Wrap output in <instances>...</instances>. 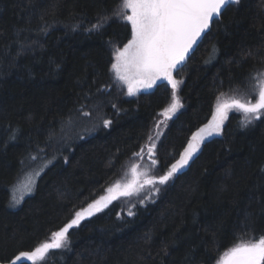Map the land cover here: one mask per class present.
I'll list each match as a JSON object with an SVG mask.
<instances>
[{
    "label": "trees",
    "instance_id": "1",
    "mask_svg": "<svg viewBox=\"0 0 264 264\" xmlns=\"http://www.w3.org/2000/svg\"><path fill=\"white\" fill-rule=\"evenodd\" d=\"M118 2L0 0V264L50 241L126 173L170 99L165 83L129 96L112 78L113 54L131 36V25L112 15ZM104 17L100 28L91 27ZM263 70L264 0H240L175 72L183 107L157 141L152 168L159 176L212 119L217 98L229 99ZM86 111L89 131L57 148L59 133ZM243 118L234 109L221 133L207 137L166 184L154 185L143 204L113 200L70 230L67 248L36 264H223L231 248L259 239L264 117L247 127ZM104 119L112 121L107 128ZM30 156L49 161L32 194L12 209L10 187Z\"/></svg>",
    "mask_w": 264,
    "mask_h": 264
},
{
    "label": "snow or ice",
    "instance_id": "2",
    "mask_svg": "<svg viewBox=\"0 0 264 264\" xmlns=\"http://www.w3.org/2000/svg\"><path fill=\"white\" fill-rule=\"evenodd\" d=\"M239 2L240 0H119L113 11L114 17L131 25V38L127 40L123 48L115 50V62L111 64L115 78L126 85V94L137 95L142 90L157 86L162 80L167 81V84L171 86V102L159 113L164 120L155 121V136L150 134L147 137V144L142 145L140 151L133 153V156L143 158L146 147L151 167L158 164L157 141L163 134L160 131L161 123L167 124L183 107L177 95L182 81L174 78V73L184 66L190 53L210 30L214 20L222 15L227 6ZM129 12L130 14H127ZM107 19L108 17H104L91 27L98 29ZM248 55L251 56L252 53ZM253 79L255 81L252 85L253 92L258 89L255 103L250 99H245L246 94H241L239 98L234 96L230 101L223 103L219 102L218 97L212 119L192 134L187 146L180 153L179 159L172 163L163 175L146 178L141 182L140 178L147 176V173L138 171L141 165L133 163L131 165L132 179L123 185V190L114 195L100 197L88 204L86 208L76 211L74 218L68 224H65L59 231L51 233V242L42 243L32 251L19 252L13 260L9 261V264H17L21 260L32 261V264H36L37 260H44L51 251L69 246L70 230L79 226L81 221L87 217L104 211L119 196H130L144 185L166 184L174 175L189 165L207 137L221 133L230 109L239 110L244 114L241 121L242 127H247L264 117V71H258ZM112 107L116 108V105L113 104ZM83 115L87 117L90 113L84 112ZM111 123V120H103V126L106 128ZM114 188L120 189L121 186L117 183L107 191L112 193ZM28 190L31 191V188ZM155 190L159 191V188ZM139 203L143 204L144 201L140 200ZM128 215L132 216L134 212L129 210ZM227 257L226 264H264V235L255 239L254 242L236 245L230 249Z\"/></svg>",
    "mask_w": 264,
    "mask_h": 264
},
{
    "label": "rangeland",
    "instance_id": "3",
    "mask_svg": "<svg viewBox=\"0 0 264 264\" xmlns=\"http://www.w3.org/2000/svg\"><path fill=\"white\" fill-rule=\"evenodd\" d=\"M127 14H130V12L127 13ZM130 38H131V36H130ZM123 45L120 48H123ZM211 57H213V54H211ZM114 62H115V57H114V54H113V62L112 63H114ZM111 74H112V78L127 93L126 85H123L120 81H118L115 78V73L112 70H111ZM255 74L256 73L253 72L243 84H241V85H239L237 87H234L233 90L236 89L237 91L234 92L232 90L230 92L229 99H228L227 96H224V97L219 99V102L220 103L227 102V101H230L234 96L236 98H239V96L241 94H246L245 95V99H250L253 103H255V100L257 98V93H258V89H257L256 92H253V90H252V85L255 83V81L253 79ZM164 83L166 84V86H168L170 88V86L167 84V81H165ZM148 90H150V89L142 90L141 92H145V91H148ZM170 91H171V88H170ZM134 96H136V95H134ZM170 102H171V92H170V99H169L168 103L165 105V107H167L170 104ZM164 108H162L160 110V112ZM230 110L233 111L234 109H230ZM178 111H177V113H178ZM83 113L79 116L78 119L70 121L65 126V128H63V130L59 133V135L55 139V145H57V148H60L62 145H66V141H71L72 139L77 138L76 137L77 134H79V133L86 134L89 131V128L91 126V123H89L90 119H91V114L86 117V116L83 115ZM92 114H93V110H92ZM157 120L163 121L164 117L158 114ZM163 126H164V124L161 123L160 131L162 130ZM155 132H156V129H155ZM155 132H154L153 136H155ZM147 142L148 141H146L144 145H146ZM48 161L49 160L47 158H43L41 156L40 157L30 156L29 160L27 161L26 167L24 168V171L21 173V175L16 180V182L10 187V196H9V207L10 208H12V209L18 208L21 205L23 199L26 196L32 194L33 189H34L35 184H36V181H37V178L40 175V173L43 171L44 166L47 164ZM149 161L150 160L147 157V149L145 147V155H144V157L143 158L137 157V161L134 162V163H139L141 165V167L138 169V171L147 173V176H142L140 178L141 182L144 179H146V178H151L153 176H155V177L159 176V173L157 172V170L150 166V162ZM36 173H39V175H36ZM131 179H132V172H131V167H130L126 173H123L122 175H120V177L118 179H116L112 184H110L108 186V188L105 190V192L103 194H101V196L98 197V199H100V197H106V196H109V195H114L118 191L123 190V185L127 184ZM117 183L120 184L121 188L120 189H115L114 188L113 192L109 193L107 190L109 188H112ZM29 188H31V191L28 190ZM153 188H154L153 185H144L143 188H141L137 192H134L132 195H130V196H119L118 199H116L114 201L117 202V203H120V202L123 201L126 204H132V203L133 204H139L138 201L143 200L144 196H148L149 194H151L152 191H153ZM17 200L19 201V203H15V201H17ZM47 242H51V240L47 241ZM226 261L223 264H226Z\"/></svg>",
    "mask_w": 264,
    "mask_h": 264
},
{
    "label": "flooded vegetation",
    "instance_id": "4",
    "mask_svg": "<svg viewBox=\"0 0 264 264\" xmlns=\"http://www.w3.org/2000/svg\"><path fill=\"white\" fill-rule=\"evenodd\" d=\"M214 21H215V20H214ZM212 24H213V23H212ZM211 27H212V25H211ZM210 29H211V28H210ZM208 31H209V30H208ZM208 31H207V32H208ZM174 78H176V74H175V73H174ZM176 79H177V78H176ZM164 82H165V81H163V80H162V81H159L158 84H157V86H154V87L151 88L150 90H155V89L158 88L160 85L164 87ZM169 86H170V85H169ZM165 87H166V89H167L169 92H171V91H170L171 86H170V88H169L168 86H165ZM231 112H232V110H229L228 115H229Z\"/></svg>",
    "mask_w": 264,
    "mask_h": 264
},
{
    "label": "water",
    "instance_id": "5",
    "mask_svg": "<svg viewBox=\"0 0 264 264\" xmlns=\"http://www.w3.org/2000/svg\"><path fill=\"white\" fill-rule=\"evenodd\" d=\"M203 37H204V36H203ZM199 43H200V42H199ZM196 47H197V46H196ZM196 47H195V49H196ZM195 49H194V50H195ZM193 52H194V51H193ZM193 52L190 53L189 57L191 56V54H192Z\"/></svg>",
    "mask_w": 264,
    "mask_h": 264
}]
</instances>
